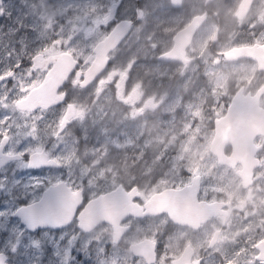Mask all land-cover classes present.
Instances as JSON below:
<instances>
[{"label":"flooded vegetation","instance_id":"1","mask_svg":"<svg viewBox=\"0 0 264 264\" xmlns=\"http://www.w3.org/2000/svg\"><path fill=\"white\" fill-rule=\"evenodd\" d=\"M26 1L0 0V49L9 50L13 42L21 41L27 16H40L57 6L56 0H41L39 5ZM90 3L87 11H93L92 16L84 14L85 26L72 38L76 54L54 44L53 38L45 42L48 49L38 60H23L10 74L0 73L9 77L16 70L17 81L28 83L21 94L13 95L17 112L32 117L49 112V121L56 118L69 141L60 154L67 153L66 161L45 149L10 152L9 137L3 136L0 145L5 137L7 142L0 154V178L10 180L21 170L36 175L72 169L70 176H54L32 202L15 196L19 186L0 194V207L15 200L11 218L18 226L15 232L0 228V260L3 264H264V125L252 131L256 162L251 174L241 173L242 158L230 167L220 165L212 153L216 121L227 114L233 99L247 106L243 113L254 114L250 122L264 124V61L224 56L234 48L264 44V39L244 40L250 27L257 36L264 32V0ZM196 17L202 21L189 45L183 53L170 55L174 39ZM97 28L102 34L95 38L92 32ZM159 36L163 37L156 42ZM94 49L104 50L103 57ZM65 53L69 56L57 60ZM185 77L190 81L181 85ZM42 83L48 93L28 98V92ZM48 95L55 99L52 104L44 98ZM31 106L33 110L28 109ZM101 128H107L106 136L98 133ZM52 139L54 145L59 137ZM240 144L229 143L225 155ZM34 154L42 163L29 164ZM109 168L116 172L117 186L89 194L90 177L96 180L95 174L104 170L100 184L109 179ZM219 169L234 174L232 192L217 183ZM160 185V191L151 193ZM115 190L126 200L120 208L129 212L110 214L112 220L120 218L115 224L101 222L81 229L77 220L81 211ZM36 203H41L40 217L44 212L74 217L63 223L47 221L46 215L39 223L18 217V211ZM118 209L108 206L109 211ZM27 215L34 216L35 211ZM0 221H5L3 216Z\"/></svg>","mask_w":264,"mask_h":264},{"label":"rangeland","instance_id":"2","mask_svg":"<svg viewBox=\"0 0 264 264\" xmlns=\"http://www.w3.org/2000/svg\"><path fill=\"white\" fill-rule=\"evenodd\" d=\"M39 1L41 0H27L26 4L39 5ZM56 4L55 10H46L40 16L35 14L27 16L25 27H22L25 32L22 33L21 41L13 42L9 50L0 49V73H5L6 75L12 67L21 61L36 58L41 52L48 49L49 45L45 44V42H49L53 38H56L54 44L63 45L75 53L72 38L85 26L86 20L83 21L84 14L90 16L93 14V11H87V8L91 5L90 0H56ZM101 34L102 31L99 28L92 32V36L95 38L100 37ZM162 37L159 36L156 42H160ZM245 39L262 40L264 39V32L257 36L250 27L246 29ZM156 67L157 62L155 60ZM15 72L0 84V140L3 136L9 137L10 141L7 147L10 152L33 153L45 149L47 152L55 153L61 157L60 154L63 151L66 152L69 141L66 139L65 133L61 132L62 127L59 125V121L56 118H51L52 121L50 122L49 112H41L39 115L32 117L14 109L13 95L21 94L28 86L26 80L17 81L16 76H14ZM20 77L21 75L18 74V78ZM189 81L190 79L185 77L181 85H187ZM219 103L220 100L215 101V104H217L216 109L221 108ZM98 133L106 136L108 134L107 128L99 129ZM53 137H59V140L54 145L52 144ZM108 151L107 149L106 153ZM126 154L130 155V153ZM61 158L68 161L67 153ZM109 171V179L106 178L102 180L103 182L100 181V184L98 183V178L106 176L104 170L97 173V175L95 174L96 180L93 176L90 177L91 185L86 186L89 194H96L100 189L107 190L117 186V179L115 181L116 172H114L113 168H109ZM63 174L70 176L72 169L68 167L64 172L47 171L36 175L30 174L26 170L15 171L11 174L12 179L10 180L0 178V184L5 187L3 189L0 185L3 190L0 191V194H8L9 191L13 192L11 188L19 186L15 196L26 202H32L39 197L54 176ZM235 180L233 173L221 169L218 170L217 183H220L229 192L234 190L233 183ZM161 187L160 185L153 188L151 193L160 191ZM13 203H3L2 207H0V217L3 216L5 219L4 222L0 221V228H7L11 232L18 230V226L11 218V212L15 207Z\"/></svg>","mask_w":264,"mask_h":264},{"label":"water","instance_id":"3","mask_svg":"<svg viewBox=\"0 0 264 264\" xmlns=\"http://www.w3.org/2000/svg\"><path fill=\"white\" fill-rule=\"evenodd\" d=\"M201 21L202 19L200 17H196L195 20L192 21L188 30L184 29L179 35H177V37L174 39L175 44H174V47L170 55H172L175 52L183 53V50L189 45L195 29L200 25ZM102 45L103 43L100 46ZM100 52H101V56L103 57L104 50H100L97 53V51L94 49V53L97 56L100 54ZM65 56H69V55L61 54L57 57V60H60L61 58ZM224 56L228 60H237L239 58H244V57L250 58V59L257 60L261 64V62L264 61V44L260 46L256 45L251 49L250 48H234V49L227 51L224 54ZM38 59L39 58L36 57V58H33L32 61L34 62ZM51 59H49L48 61H50ZM55 69L61 70L60 65H57ZM6 78H8V76L0 77V83ZM46 85H47L46 83H42L39 87L32 89L30 92H28V98L33 99L37 96V93L46 92L45 90ZM47 93L48 92L42 95H46ZM44 98L47 101H49L50 104H52L55 101L54 97L51 95H48L47 97H44ZM37 101L39 103L41 102L40 99H37ZM43 102L44 101H42L40 104L42 106H45ZM246 108L247 106L245 104L238 102L237 99L235 100L233 99L230 106L228 107L227 114L220 120L216 121L215 135H214L213 143H212V153L217 157L218 163L220 165H228L230 167L235 166V164L238 162L240 163V160H237L236 158H242L243 160H245V162H241L243 166V171L241 173L247 174L249 172V174H251V171L253 170V165L256 162V159H254L255 150L253 149V143H252V131L253 129H262L264 124L250 122L249 119L252 118L254 114L243 113V111H245ZM28 109L33 110L34 107H31ZM240 129H241V133H238ZM6 142H7V139L5 137L0 145V154H2V150ZM234 142L236 143L241 142V144L239 146L233 145L231 155L226 156L224 153L225 148L229 145V143L234 144ZM34 155L35 156L31 155L29 159V164L31 165L33 163H42L40 161V157L36 154ZM120 194H121L120 191L115 190L103 196H100L96 202L91 201L85 207V209L81 211V213L77 217L78 226L81 229L86 231V230H89L95 227L101 222H108L110 224H115V222L119 221L120 218H117L116 220H112L111 218H109V215L110 214H123V213L129 212V211H124L123 209L120 208V206L125 207L126 205V200L123 199ZM131 198H132V195H129L128 200L130 201ZM152 200L153 199L147 202L146 204L147 207L151 206ZM40 204L41 203H36V204H33L23 209L24 211H28L29 213H33L35 211L34 216H29L27 215L29 213L25 214L23 210H20L17 213L18 217L25 222L34 221L38 223L39 221L43 222L46 220L45 215L47 216V221H54V222H59V223L70 221L74 217V214H62V215L53 217V216H50L48 212L46 214L44 212V215H43L44 218L40 217L41 215H39L38 213ZM108 206H117L119 209L117 211H109ZM0 264H3V260H0Z\"/></svg>","mask_w":264,"mask_h":264}]
</instances>
